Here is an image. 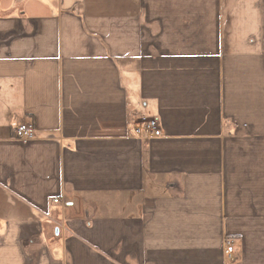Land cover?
I'll use <instances>...</instances> for the list:
<instances>
[{
  "label": "crops",
  "instance_id": "crops-1",
  "mask_svg": "<svg viewBox=\"0 0 264 264\" xmlns=\"http://www.w3.org/2000/svg\"><path fill=\"white\" fill-rule=\"evenodd\" d=\"M0 264H264V0H0Z\"/></svg>",
  "mask_w": 264,
  "mask_h": 264
},
{
  "label": "built area",
  "instance_id": "built-area-1",
  "mask_svg": "<svg viewBox=\"0 0 264 264\" xmlns=\"http://www.w3.org/2000/svg\"><path fill=\"white\" fill-rule=\"evenodd\" d=\"M134 134L139 138L152 139L162 135L159 120L155 117H138L132 124ZM15 137L21 141H28L35 137V129L31 123H21L15 128ZM58 202V199H53ZM234 246L231 240H225L223 254L226 259H232Z\"/></svg>",
  "mask_w": 264,
  "mask_h": 264
}]
</instances>
